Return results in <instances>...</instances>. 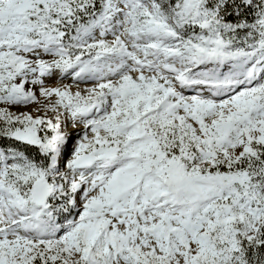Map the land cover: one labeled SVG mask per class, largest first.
<instances>
[{
  "label": "snow or ice",
  "instance_id": "6c2138e0",
  "mask_svg": "<svg viewBox=\"0 0 264 264\" xmlns=\"http://www.w3.org/2000/svg\"><path fill=\"white\" fill-rule=\"evenodd\" d=\"M0 264H264V0H0Z\"/></svg>",
  "mask_w": 264,
  "mask_h": 264
}]
</instances>
